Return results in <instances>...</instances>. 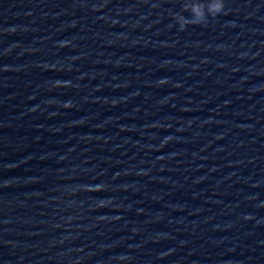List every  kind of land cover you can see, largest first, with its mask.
Instances as JSON below:
<instances>
[{
	"label": "water",
	"instance_id": "1",
	"mask_svg": "<svg viewBox=\"0 0 264 264\" xmlns=\"http://www.w3.org/2000/svg\"><path fill=\"white\" fill-rule=\"evenodd\" d=\"M185 2L0 0V264H264V0Z\"/></svg>",
	"mask_w": 264,
	"mask_h": 264
},
{
	"label": "clouds",
	"instance_id": "2",
	"mask_svg": "<svg viewBox=\"0 0 264 264\" xmlns=\"http://www.w3.org/2000/svg\"><path fill=\"white\" fill-rule=\"evenodd\" d=\"M183 8L185 11L191 12L192 15L191 18H186L183 12L175 14V19L181 29L188 24L206 22L209 14L216 16L221 13L225 8V0H186L183 4ZM57 83H59V81H57ZM161 83H164V81H161ZM99 187L100 185H97V188ZM120 259H124V257H120Z\"/></svg>",
	"mask_w": 264,
	"mask_h": 264
}]
</instances>
